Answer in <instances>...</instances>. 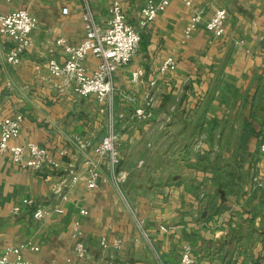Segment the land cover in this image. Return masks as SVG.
<instances>
[{"label":"crops","instance_id":"crops-1","mask_svg":"<svg viewBox=\"0 0 264 264\" xmlns=\"http://www.w3.org/2000/svg\"><path fill=\"white\" fill-rule=\"evenodd\" d=\"M113 1L95 0L103 26ZM118 1L142 41L136 57L115 74L111 100L101 104L94 95H75L47 70L52 58L65 62L57 40H84L82 0H0V15L28 10L38 20L16 66L6 62L12 45L0 34V118L22 115L11 145L38 143L60 165L32 173L20 170L9 154L0 160V248L31 241L39 251L24 257L40 264H181L187 246L197 264H264V185L254 189L253 183L254 176L264 182L258 142L264 135V0H192L191 7L175 1L146 28L140 27L141 9L149 0ZM222 8L228 17L219 39L206 23ZM194 11L203 12V22L186 38ZM168 58L176 70L161 75ZM90 64L93 71L97 62ZM138 71L144 72L142 84L133 80ZM155 77L161 86L156 115L135 122L133 111ZM112 115L121 182L104 168L98 188L79 184L62 204V215L35 220V207L23 201L59 204L53 186L69 171L84 170L89 152L79 140L100 142ZM76 220L89 259L74 256ZM163 225L174 230L163 234ZM103 238L109 243L105 254Z\"/></svg>","mask_w":264,"mask_h":264},{"label":"built area","instance_id":"built-area-1","mask_svg":"<svg viewBox=\"0 0 264 264\" xmlns=\"http://www.w3.org/2000/svg\"><path fill=\"white\" fill-rule=\"evenodd\" d=\"M179 1L188 7L192 6V0H149L141 9L140 27L151 25L160 14L164 13L172 2ZM95 0H82V16L85 28V38L73 45L64 39L57 40L65 55V62L61 64L56 59H50L47 63L49 74L55 79H61L65 86L71 87L75 95L87 98L91 95L103 104L111 100L114 90V77L117 71L128 65L137 55L141 47V33L132 25L120 1L115 0L111 4L110 19L103 26L98 23L94 10ZM228 17L226 9H218L206 23V28L214 37L222 38L225 35V23ZM203 22V12L194 11L189 24L185 29V37L190 38L198 26ZM38 25L37 18L28 10H19L0 15V34L9 38L11 47L6 55L9 65H18L32 44L31 35ZM97 62L96 68L90 70V61ZM176 70L174 58H168L160 67L159 73L166 75ZM135 83H144V72L133 74ZM148 90L143 103L133 111L132 119L135 122L145 123L153 120L156 115V105L161 86L157 77L149 80ZM124 117V116H121ZM22 115L0 118V160L9 154L14 165L20 170L32 173H41L45 170L56 171L60 165L53 159L51 152L35 142H27L24 145H11L18 138L23 125ZM119 129L115 117H109L106 135L100 142L79 140L81 150L89 152L84 158L83 172L69 171L68 177L61 179L52 189L53 196L59 200V204L46 207H37L35 200L26 199L24 207H35L33 217L43 221L55 214L64 213L63 203L69 200V194L79 184L84 183L87 190L98 188L103 175V169L107 168L116 179L121 182L120 176H115L120 164ZM264 155V139L260 146ZM65 155V154H63ZM94 155V157L92 156ZM120 175V174H119ZM119 177V178H118ZM254 189L262 188L264 182L259 176L253 178ZM22 207L14 209L15 214L21 212ZM80 214L86 216L88 212L81 210ZM174 230L173 226H160V232L169 234ZM147 236V235H146ZM72 238L75 242L74 256L79 260L89 259L90 254L83 240L81 222L76 220L73 224ZM122 241H114V247L120 248ZM102 254L109 249L107 238L101 240ZM31 241L19 245H9L0 248V264H40L26 260V252H38ZM71 260L63 263L68 264ZM56 264V263H55ZM94 264H103L102 260ZM181 264H197L193 257L192 248L187 246L181 258Z\"/></svg>","mask_w":264,"mask_h":264},{"label":"rangeland","instance_id":"rangeland-1","mask_svg":"<svg viewBox=\"0 0 264 264\" xmlns=\"http://www.w3.org/2000/svg\"><path fill=\"white\" fill-rule=\"evenodd\" d=\"M261 136H262V140L259 139V141H258V142H259V147L261 146V143H262V141H263V139H264V135L262 134ZM128 208H129V207H128Z\"/></svg>","mask_w":264,"mask_h":264}]
</instances>
